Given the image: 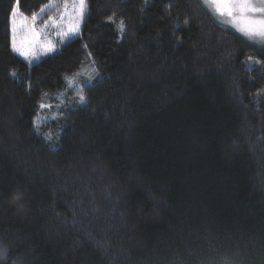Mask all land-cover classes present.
Listing matches in <instances>:
<instances>
[{
	"label": "trees",
	"instance_id": "1",
	"mask_svg": "<svg viewBox=\"0 0 264 264\" xmlns=\"http://www.w3.org/2000/svg\"><path fill=\"white\" fill-rule=\"evenodd\" d=\"M51 1L19 8L31 18ZM12 4L0 0L9 264H264V64L246 63L264 49L201 0H89L79 38L29 66L9 47ZM89 58L102 70L89 102L71 95L34 127Z\"/></svg>",
	"mask_w": 264,
	"mask_h": 264
},
{
	"label": "snow or ice",
	"instance_id": "2",
	"mask_svg": "<svg viewBox=\"0 0 264 264\" xmlns=\"http://www.w3.org/2000/svg\"><path fill=\"white\" fill-rule=\"evenodd\" d=\"M202 3L214 11L218 17L225 18L221 22H226L234 27L239 34L246 37L249 41L264 45V0H202ZM19 4L20 0H13L9 11V47L12 53L23 57L27 65L31 66L34 61L41 58L39 55L40 52H43L47 56L60 50L55 48L51 40L40 41V32L36 29L38 17L33 14L30 18L32 23L29 25L27 23L29 18L23 16ZM88 4L89 0H64V7L60 10V24L63 25L66 23L67 29L60 28L57 35L65 46L79 38L81 27L90 14ZM41 11H43V8ZM18 14L23 17L19 22V26H17ZM107 22H115V14L108 16ZM124 30V21L120 20L118 22V31L123 33ZM84 48H87L86 44ZM88 55L91 56V53L89 52ZM246 63L264 64V61L253 59L250 56L247 58ZM10 74L12 76L17 75L16 71H12ZM65 80L67 82L66 86L71 87L72 80L67 76ZM91 80L92 77L89 76L87 82H91ZM41 95L43 97L46 93H42ZM256 95H264V89L258 90ZM78 102L87 104L89 101L85 95L80 94ZM48 107L51 106L45 105L44 103L39 104L40 109ZM37 119L38 117L33 119L34 127L36 126ZM36 131L38 132L39 129L36 128ZM47 138L50 139V137ZM97 243L100 245V242ZM10 257L11 248L0 239V264H9ZM12 264H25V260L23 257H17L12 261ZM225 264H232V261H226Z\"/></svg>",
	"mask_w": 264,
	"mask_h": 264
},
{
	"label": "rangeland",
	"instance_id": "3",
	"mask_svg": "<svg viewBox=\"0 0 264 264\" xmlns=\"http://www.w3.org/2000/svg\"><path fill=\"white\" fill-rule=\"evenodd\" d=\"M202 1V0H201ZM206 6V5H205ZM64 7V0H52L48 6L40 13H38L36 16L38 17L36 21V29L37 31L40 32V41L44 42L46 40H51L52 43L54 44L56 49H61L65 44L61 42L59 36L57 35V32L60 30V28H63L64 30L67 29V24H60V16H61V9ZM211 13L215 16L217 19L218 23L226 28H229L233 30L237 35L241 36L244 38V40L249 44V46L253 49H259L263 50L264 45H261L259 43H254L249 41L246 37L242 36L239 34L234 27L231 25L227 24L226 22H221L225 18L218 17L214 11H212L208 6H206ZM25 16V15H23ZM29 18V17H28ZM23 19L22 16L18 14L17 16V26H19L20 20ZM29 25H31V19H28L27 22ZM59 26V27H58ZM83 27V25H82ZM81 27V31H82ZM54 53L48 54L45 56L43 52H40V59L37 61H34L33 64L37 63L41 59L51 56ZM23 59V57H21ZM24 60V59H23ZM25 61V60H24ZM26 62V61H25ZM99 73V75H97ZM91 76L92 80L91 82H87V78ZM102 76V70L100 67L93 61V59H88L81 67L80 70L68 75L67 77L72 80V86L68 87L66 86L67 82L65 80L64 83V88L62 91L55 93L54 96V101L46 103L45 105H50L51 107L45 108V109H40L38 113V119L37 123L40 122L41 120H47L48 118H51V112L55 109L58 108V106L63 103L65 99L70 98L71 95H75L77 97L80 96V94L83 93V90L85 87L92 85L97 79H99ZM87 83V86H86Z\"/></svg>",
	"mask_w": 264,
	"mask_h": 264
},
{
	"label": "clouds",
	"instance_id": "4",
	"mask_svg": "<svg viewBox=\"0 0 264 264\" xmlns=\"http://www.w3.org/2000/svg\"><path fill=\"white\" fill-rule=\"evenodd\" d=\"M25 196L21 191H16L12 194L9 203L15 207L17 212H23Z\"/></svg>",
	"mask_w": 264,
	"mask_h": 264
}]
</instances>
